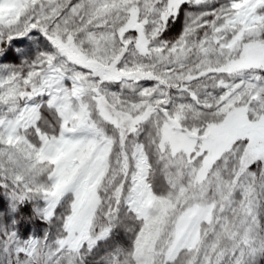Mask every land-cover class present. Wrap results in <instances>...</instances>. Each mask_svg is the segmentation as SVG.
<instances>
[{
	"label": "snow or ice",
	"instance_id": "snow-or-ice-1",
	"mask_svg": "<svg viewBox=\"0 0 264 264\" xmlns=\"http://www.w3.org/2000/svg\"><path fill=\"white\" fill-rule=\"evenodd\" d=\"M0 264H264V0H0Z\"/></svg>",
	"mask_w": 264,
	"mask_h": 264
}]
</instances>
